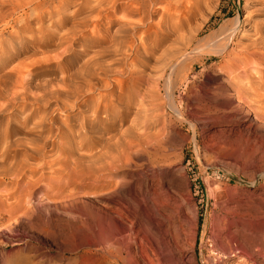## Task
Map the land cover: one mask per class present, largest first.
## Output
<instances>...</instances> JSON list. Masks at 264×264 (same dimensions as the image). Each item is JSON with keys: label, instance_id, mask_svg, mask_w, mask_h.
<instances>
[{"label": "rangeland", "instance_id": "374dc122", "mask_svg": "<svg viewBox=\"0 0 264 264\" xmlns=\"http://www.w3.org/2000/svg\"><path fill=\"white\" fill-rule=\"evenodd\" d=\"M256 1L181 0L180 52L158 1L114 36L121 0H0V264H198L203 232L264 264Z\"/></svg>", "mask_w": 264, "mask_h": 264}, {"label": "bare ground", "instance_id": "6f19581e", "mask_svg": "<svg viewBox=\"0 0 264 264\" xmlns=\"http://www.w3.org/2000/svg\"><path fill=\"white\" fill-rule=\"evenodd\" d=\"M109 1V0H108ZM112 1V0H111ZM119 1V0H118ZM121 5H119V9H121L122 11L126 12V18L123 19L121 22L119 23H115L113 19H111V15L107 12L106 13V18L109 19V26L106 28L107 32L110 33L111 31V25H119V27L116 29V32H114V36L117 34H120L122 31L125 32L126 30H128L129 32L133 33V29H135L134 27H136L135 23L139 24L142 21H144L147 17L151 18V16L153 15L152 11H150L147 7L150 3H153L155 1H158V3L161 6V9L163 10L162 14H163V18L165 16L169 17L172 22H171V26L168 29L167 34H164L163 36V41L164 44H166L169 41H172V45L174 44H182V45H178L177 47L181 46L180 48H177V51H182V49H187V45L189 44L190 40H191V36H187L186 33L184 34V30L186 28V26L190 23L191 21V8H188L187 5H185V3H181L179 0L174 2L173 0H130V5L127 6L126 2L127 0H121ZM194 1V0H193ZM110 3V2H109ZM118 3V2H117ZM128 3V2H127ZM180 3V5H179ZM257 6L255 7V9L251 10L252 12H250V20L253 21L255 24L251 26V30L253 31V35H252V39L249 43H245L242 44L239 50V53L237 55H235V66H237L238 64H240L241 62L244 61H262V63H264V0H257L256 1ZM115 5V4H114ZM153 5V4H152ZM100 6V5H99ZM113 6V5H112ZM100 8V7H99ZM118 8V6L115 5V9ZM99 10V9H98ZM101 10V9H100ZM179 11L180 13L177 14L178 18L177 21H174V16H175V12ZM101 12V11H100ZM98 13V12H97ZM138 15V21L132 20L128 15H132L135 14ZM194 14V13H193ZM174 15V16H173ZM99 16V15H98ZM134 16V15H133ZM102 17V16H101ZM134 19V18H133ZM137 20V19H136ZM239 21V20H238ZM156 24V23H155ZM157 28H159L160 24H157ZM189 26V25H188ZM154 27H148L149 29H152ZM161 28V27H160ZM189 28V27H188ZM156 29V28H155ZM225 29L223 27L220 28V31H224ZM158 31V30H157ZM138 32V31H137ZM142 32V31H141ZM177 34L175 38H172L174 35V33ZM233 32V31H232ZM231 32V35H232ZM136 33V32H135ZM137 34V33H136ZM236 31L233 32V35L235 36ZM108 36H110V34H107ZM132 35V34H131ZM167 35V36H166ZM215 34L210 35L214 36ZM230 36V35H228ZM132 37V36H131ZM135 38V37H134ZM228 38V37H227ZM115 39V38H114ZM142 39V38H141ZM188 39V40H187ZM207 39V38H206ZM209 39V38H208ZM213 39V38H212ZM208 41V40H207ZM226 41V40H224ZM228 41V39H227ZM131 42V41H130ZM208 43V42H207ZM206 43V45H207ZM191 44V43H190ZM225 44V43H224ZM128 45V44H127ZM126 45V46H127ZM134 45V44H133ZM172 45H170V47H167V50L170 49L171 47H173ZM222 46V43L220 44ZM213 46V45H212ZM226 46V44L224 45V47ZM132 44H130V46H128V49H131ZM135 47V46H133ZM184 47V48H182ZM202 47V46H200ZM199 47V48H200ZM211 47V46H210ZM198 49V47L196 46L194 49ZM212 49L214 47H211ZM210 48V49H211ZM133 49V48H132ZM172 49V48H171ZM170 49V50H171ZM218 49V48H217ZM224 48H219L218 50H223ZM166 50V51H167ZM215 50V49H214ZM205 51V50H204ZM213 51V50H212ZM216 51V50H215ZM176 52V50H175ZM220 52V51H218ZM223 52V51H222ZM169 53V52H168ZM174 53V52H172ZM211 53V52H210ZM170 54V53H169ZM177 54V53H176ZM175 54V55H176ZM180 54V53H178ZM171 57V55H170ZM261 83L263 84H259L256 91H257V95H259L260 97L264 96V93L260 92V89H264V82L262 81ZM241 87V86H240ZM171 96V95H170ZM171 98V97H170ZM171 101V100H170ZM176 111V110H175ZM177 113V112H176ZM13 142V141H12ZM9 143V141H8ZM7 146V144L5 145ZM4 161V160H3ZM9 168V167H8ZM8 170V169H6ZM9 171V170H8ZM11 172V171H10ZM20 172V171H19ZM18 172V174H20ZM9 173V172H8ZM17 174V175H18ZM12 175V174H11ZM15 175V177L13 178H17L18 176ZM17 176V177H16ZM11 179V178H10ZM21 195V194H20ZM9 197V196H8ZM11 197V196H10ZM7 198V196H6ZM5 198V199H6ZM22 196L18 197V199H16L14 202H8V204L6 206L3 207V210L7 213H9L10 215L16 211L22 210L21 209V200ZM3 199V198H2ZM8 200V199H7ZM6 200V202H7ZM1 202V201H0ZM5 203V202H4ZM1 207V206H0ZM18 213V212H16ZM108 231V230H107ZM156 232V231H155ZM109 233V232H108ZM111 237V235H110ZM24 259H18L14 261V264H19L21 262H23Z\"/></svg>", "mask_w": 264, "mask_h": 264}, {"label": "built area", "instance_id": "2783aa9c", "mask_svg": "<svg viewBox=\"0 0 264 264\" xmlns=\"http://www.w3.org/2000/svg\"><path fill=\"white\" fill-rule=\"evenodd\" d=\"M195 255L198 264H252L238 251H224L219 248L212 237L205 232L198 238Z\"/></svg>", "mask_w": 264, "mask_h": 264}]
</instances>
